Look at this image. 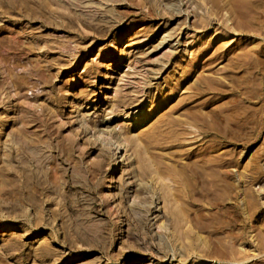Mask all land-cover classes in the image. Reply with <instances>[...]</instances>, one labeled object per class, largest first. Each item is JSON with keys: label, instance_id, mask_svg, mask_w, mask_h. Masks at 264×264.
<instances>
[{"label": "rangeland", "instance_id": "1", "mask_svg": "<svg viewBox=\"0 0 264 264\" xmlns=\"http://www.w3.org/2000/svg\"><path fill=\"white\" fill-rule=\"evenodd\" d=\"M63 1L0 0V264H264V0Z\"/></svg>", "mask_w": 264, "mask_h": 264}, {"label": "bare ground", "instance_id": "2", "mask_svg": "<svg viewBox=\"0 0 264 264\" xmlns=\"http://www.w3.org/2000/svg\"><path fill=\"white\" fill-rule=\"evenodd\" d=\"M36 1H38L40 4H41V6H48V5H51V4H58V5H60V4H62V3H64V1L63 0H36ZM73 2L74 3H76V4H81L82 3V0H73ZM236 4H237V6H238V9L240 10V12H241V14L242 15H244V14H247V13H249L248 12V7H247V4H246V2L245 1H243V0H238V2H236ZM152 113V112H151ZM150 114V113H149ZM146 115L144 114V106L141 108V110H139L136 114H135V118H137L136 119V122H135V124L137 125L141 120V118H144V120L147 118V116L145 117ZM150 117V116H149ZM128 118H130L129 116H127V119ZM101 129V128H100ZM101 134V133H100ZM121 146H118L117 148L119 149ZM122 148V147H121ZM120 148V149H121ZM118 151V150H117ZM117 164V163H116ZM116 169H117V167L115 166L114 167V173L116 172ZM112 176V175H111ZM116 180H117V177L115 176V174L113 175V177L111 178V180H110V187L112 186V184H114L115 182H116Z\"/></svg>", "mask_w": 264, "mask_h": 264}]
</instances>
